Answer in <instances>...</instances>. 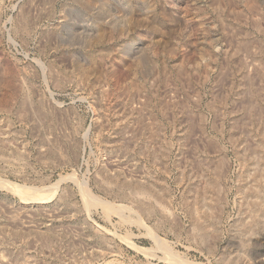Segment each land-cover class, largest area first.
<instances>
[{
  "label": "rangeland",
  "instance_id": "rangeland-1",
  "mask_svg": "<svg viewBox=\"0 0 264 264\" xmlns=\"http://www.w3.org/2000/svg\"><path fill=\"white\" fill-rule=\"evenodd\" d=\"M0 180V264H264V0H0Z\"/></svg>",
  "mask_w": 264,
  "mask_h": 264
},
{
  "label": "bare ground",
  "instance_id": "bare-ground-1",
  "mask_svg": "<svg viewBox=\"0 0 264 264\" xmlns=\"http://www.w3.org/2000/svg\"><path fill=\"white\" fill-rule=\"evenodd\" d=\"M0 182H2L3 184L2 185H5V186H7L8 188H10V189H13V190H22L23 191V193H27V195L28 194H30L31 192H32V189H29V188H25V189H27V190H25L24 189V187L22 186H20V185H17V184H15V183H13V182H10V181H6V180H0ZM84 186H85V184H84ZM84 186H83V188H84ZM212 186V185H211ZM81 187H82V185H81ZM51 189V188H50ZM34 190V189H33ZM84 190V196L86 197V201L88 202V203H90V204H92V205H102L103 207H104V209L106 210V211H109L110 209H118L119 208V206H116V205H113L112 203L111 204H109V203H105L103 200H101L99 197H97V196H95L94 194H92L90 191H88V190H86V188L85 189H82V191ZM19 193H20V191H19ZM40 197V196H39ZM37 198V199H40V200H43L44 198ZM46 198H48V197H46ZM85 201V203H87ZM260 206V205H259ZM132 216V215H131ZM155 237V236H154ZM156 238H157V236H156ZM155 239V238H154ZM159 239V238H158ZM157 240V239H156ZM160 240H162V239H160ZM158 242V244L160 243L159 242V240H157ZM162 241H164L165 242V240H162ZM161 241V242H162ZM162 244V245H161ZM159 245H161V247L163 248V250H164V252L172 259L171 260V262L173 261L175 264H188V263H186L187 261L186 260H180V258L178 257V256H176L177 255V253H172V249L171 248H169L168 247V244L167 243H164V245H163V242L162 243H160ZM167 245V246H166ZM158 246V245H157ZM159 247V246H158ZM160 247V248H161ZM174 252V251H173ZM179 255V254H178ZM186 261V262H185Z\"/></svg>",
  "mask_w": 264,
  "mask_h": 264
}]
</instances>
